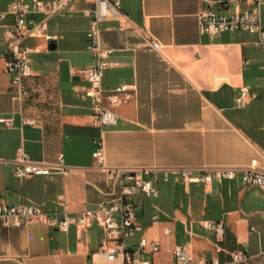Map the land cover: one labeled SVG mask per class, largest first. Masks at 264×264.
Instances as JSON below:
<instances>
[{
  "label": "crops",
  "instance_id": "1",
  "mask_svg": "<svg viewBox=\"0 0 264 264\" xmlns=\"http://www.w3.org/2000/svg\"><path fill=\"white\" fill-rule=\"evenodd\" d=\"M12 1L0 0V13L7 12L0 16V116L13 119L11 126L0 123L1 202L75 213L115 198L119 184L92 155L93 139L101 137L108 166L149 167L158 176L157 196L136 194V228L128 249L144 236L160 242L158 251L142 255L152 264H176L178 245L223 264H234L233 252L243 249L250 262L264 264V187L239 178L187 182L175 170L243 167L253 159L264 168V49L258 34L200 33L203 0H120L122 16L101 22L102 44L113 48L116 61L103 83L136 86L116 107L118 123L100 126L80 72L94 62L86 37L92 15L85 11L93 0H73L50 16L35 14L43 28L24 40L32 48L33 73L23 78L27 92L21 97L13 74L5 71V30L15 21ZM214 1L210 7L226 12L257 6L255 0ZM149 37L161 46L154 48ZM244 85L249 91L239 106ZM20 146L47 162L63 153L69 172L17 177ZM204 219L223 221L225 235L219 237ZM106 242L107 232L96 222L63 231L42 221L11 226L0 220V264H123L100 253Z\"/></svg>",
  "mask_w": 264,
  "mask_h": 264
},
{
  "label": "built area",
  "instance_id": "2",
  "mask_svg": "<svg viewBox=\"0 0 264 264\" xmlns=\"http://www.w3.org/2000/svg\"><path fill=\"white\" fill-rule=\"evenodd\" d=\"M73 0H13L9 13L15 16L13 24L6 27L8 48L6 51L5 71L13 74V82L17 86V96L21 97L27 91L23 86L24 77L33 73L30 60L32 48L24 40L28 36L39 35L43 28V21H37L35 14L44 13L53 15L64 9ZM230 1V0H227ZM257 6L249 10H234L232 12L221 11L209 6L214 0H203L205 6L198 12L200 33L211 36L222 32H248L257 33V44L264 49V28L262 25L259 0H255ZM92 15L90 25L86 31L88 47L92 52L93 64L81 68L89 83L88 95L91 98L94 109V123L114 125L118 123L119 114L116 107L123 101V95L135 89V84L122 82L115 87L108 88L103 83L106 69L114 67L116 61L112 58L113 48L105 47L101 39V22L107 18H119L122 16L120 0H93L85 9ZM7 12L0 13L4 17ZM154 48H159L161 43L154 37H149ZM262 82L264 85V60L261 64ZM249 87H241V93L237 97L239 106L244 105L245 96ZM0 123L11 126V117L0 116ZM264 126V124H263ZM94 148L92 155L98 168L104 170L110 179L119 184V193L108 201H101L93 207H87L77 212L68 211L65 208L44 209L36 203L5 204L0 200V220L5 225L28 226L34 221H42L51 227L67 231L75 225L84 228L93 223L101 224L107 232V242L104 250L100 251L106 259H121L123 264H152L151 260L142 256L148 251H158L160 242L141 237L138 246L134 250L127 248V240L133 236L136 228L135 197L141 192L149 197L159 194L157 184L158 176L149 167L129 168L124 166L112 167L106 164V151L103 138L93 139ZM1 160V154H0ZM69 166L65 163L64 154L60 153L57 160L47 162L33 159L22 147L17 149V163L13 169L17 177L49 174L58 171L63 174L69 172ZM179 171L187 182L203 181L211 183L216 180L239 178L249 185L264 187V168L257 165V159L252 164L243 167L214 166L204 168L200 173H193L189 167L175 169ZM168 178V170L165 173ZM206 227L213 228L219 237L225 235L223 221L204 219ZM168 232L171 229H167ZM250 255L243 249H237L232 254V262L239 264L250 262ZM173 259L176 264H223L218 258H206L194 256L187 246L178 245L173 250Z\"/></svg>",
  "mask_w": 264,
  "mask_h": 264
},
{
  "label": "rangeland",
  "instance_id": "3",
  "mask_svg": "<svg viewBox=\"0 0 264 264\" xmlns=\"http://www.w3.org/2000/svg\"><path fill=\"white\" fill-rule=\"evenodd\" d=\"M259 6H260V10H261V16H262V24H263V28H264V0H259ZM261 55L264 58V51H261Z\"/></svg>",
  "mask_w": 264,
  "mask_h": 264
},
{
  "label": "water",
  "instance_id": "4",
  "mask_svg": "<svg viewBox=\"0 0 264 264\" xmlns=\"http://www.w3.org/2000/svg\"><path fill=\"white\" fill-rule=\"evenodd\" d=\"M50 46L53 47L54 46V42H51Z\"/></svg>",
  "mask_w": 264,
  "mask_h": 264
}]
</instances>
